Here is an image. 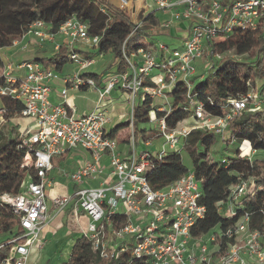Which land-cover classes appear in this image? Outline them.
<instances>
[{
  "label": "built area",
  "instance_id": "1",
  "mask_svg": "<svg viewBox=\"0 0 264 264\" xmlns=\"http://www.w3.org/2000/svg\"><path fill=\"white\" fill-rule=\"evenodd\" d=\"M121 0L118 7L139 12H169L171 18L150 26L152 36L169 30L174 22H188L186 37L178 46L158 43L148 46L146 40L126 57L128 67L123 72H106L99 83L91 78L81 77L95 65V59L81 55L75 50L79 44L90 49L97 48L99 36H90L87 25L73 15L63 22L56 31L42 20H36L27 30L11 41L6 50H28V39L38 44H53L54 55L66 56L77 67L76 72L60 76L51 66H44L36 60L19 62L4 61L0 69V101L2 97L21 101L23 106L18 116L6 119V109L0 106V131L3 125L15 119L31 121L26 127L13 123V133L18 136L17 150L24 151L20 167L24 170L21 191L17 195L5 193L0 201L7 204L17 216L23 234L4 245L9 246L8 254L0 264H26L31 250L43 246L40 238L42 229L67 208L74 221L85 219L80 237L92 244L93 252L99 257H113L127 253L129 262L141 264H264V232L251 226V215L244 213L221 232L225 239L223 246L216 241L217 235L193 237L191 228L204 217L205 207L201 199L200 183L192 170L180 176L164 188L154 190L147 181L150 166L149 152L136 153V140L132 126V113L137 93L140 101L146 98L153 105L155 97L166 100V93L176 85L186 87L189 96L192 78L196 76V62L210 58V44L224 41L234 33L264 30V0H236L225 3L222 0ZM129 3V5H127ZM152 9V10H151ZM146 13L138 22H133L134 31L145 26ZM57 37L64 41L56 42ZM3 50V49H1ZM217 53L216 59L223 58ZM101 58L102 54H98ZM202 75H200V78ZM60 80L62 88L58 96L61 101L54 103L51 98L52 84ZM97 93L96 107L83 115H75V109L68 105L69 90L81 88ZM112 92L127 94L126 104L130 111L126 118L111 116ZM166 105L167 102L165 101ZM264 107V93L249 91L244 95L228 97L224 117L207 113L203 105L189 97L191 125L182 120L174 127L166 123L165 115L170 106L157 107L148 113V124H157L158 131H151V138L143 140L146 146L151 140L163 139L161 149L154 155L158 159L167 152L179 153L191 132L200 130L223 133L228 121L243 112H255ZM156 112L163 113L157 117ZM129 120L131 154L125 158L118 151L115 136L116 127ZM119 129L118 132H120ZM142 140V139H141ZM248 144L250 152L242 155V147ZM79 146L87 154L73 172L55 171L53 159ZM166 147L168 151L166 150ZM238 154L250 159L251 146L243 141ZM62 181L73 187L71 194L51 195ZM95 184V185H94ZM248 190V183L240 181L231 186L219 211L227 219L236 217L235 207ZM50 209V210H49ZM3 246V245H1ZM0 246V247H1Z\"/></svg>",
  "mask_w": 264,
  "mask_h": 264
},
{
  "label": "trees",
  "instance_id": "2",
  "mask_svg": "<svg viewBox=\"0 0 264 264\" xmlns=\"http://www.w3.org/2000/svg\"><path fill=\"white\" fill-rule=\"evenodd\" d=\"M130 1V0H126ZM139 1V0H138ZM138 1H136V6ZM226 1V0H222ZM226 3V2H225ZM129 5V3H127ZM75 15L79 21L87 25L90 36H99L100 41L95 53H86L88 58L96 54L110 53L117 63L115 72H123L128 64L123 58L141 46L146 40L152 39L150 26L157 27L159 18L156 11H151L144 19L145 26L134 31V23L118 6L106 0H0V50L10 46L11 41L25 32L30 24L42 20L54 32L69 17ZM235 48H243L248 54L247 61H238L223 57L216 59L217 53H224ZM212 65L192 78V88L189 96L182 84L167 95L171 97L170 110L165 115L169 127L189 117V97L203 105L204 110L214 116L224 117L227 111L228 97L244 95L249 91L258 95L264 93V30L256 32H238L224 41L210 44ZM44 66L61 70L68 60L66 56L39 57L35 59ZM0 57V69L3 66ZM104 72V71H103ZM108 72V71H107ZM114 72V71H113ZM102 73L101 75H104ZM101 75L85 72L81 77L91 78L98 84ZM200 75L202 77L200 78ZM257 82H262L259 88ZM85 90V87L81 88ZM2 105L7 110L6 119L18 116L22 102L7 97L1 98ZM151 100L146 98L138 106L133 107L132 126L134 138L142 140L151 138V131H138L140 124L148 121L151 110ZM157 117L163 113L156 112ZM129 120L119 124L112 136L123 127H128ZM226 132L227 142L236 141L239 145L247 141L252 154L264 151V107L255 112H243L239 117L228 121ZM216 133L196 130L186 138L185 150L192 162L191 169L183 166L177 152H167L158 159L150 154L147 181L152 189L158 190L177 180L180 176L192 170L200 183L201 199L199 203L205 207L204 217L191 228L193 237L206 236L209 233L217 235L216 241L225 246L226 241L221 232L230 227L236 218L244 213L251 215V226L264 232V160L258 158H242L236 156L221 159L216 162L207 158L208 150L216 142ZM18 136L7 137L0 131V196L8 193H20L24 170L20 167L24 151L17 150ZM242 155L250 148L248 144ZM242 149V148H241ZM251 154V155H252ZM251 157V156H250ZM57 161L53 159L54 167ZM240 181L248 183V190L235 207L236 217L225 218L219 211L220 203L225 201L231 186ZM23 230L17 216L9 205L0 201V260L8 254L9 246L4 245L13 238L20 237ZM65 264H141L138 261L129 262L128 254L101 258L92 250V244L84 237H78L73 243L68 261Z\"/></svg>",
  "mask_w": 264,
  "mask_h": 264
},
{
  "label": "rangeland",
  "instance_id": "3",
  "mask_svg": "<svg viewBox=\"0 0 264 264\" xmlns=\"http://www.w3.org/2000/svg\"><path fill=\"white\" fill-rule=\"evenodd\" d=\"M115 2L118 0H114ZM236 0H226L225 2L227 3H231L234 2ZM146 6H149L151 3L150 0H146L144 3ZM118 6V5H117ZM150 10V8H147L144 11H140L138 9H135L134 13L132 10L130 9H124L123 12H125L129 18L131 19L132 22H138L139 20H141L142 17H144V15L146 14V12H148ZM152 10V9H151ZM158 17L160 18V20L162 19H166L165 15H163L160 11H156ZM158 40V42H161L163 44L168 45V50H171L174 46V41H171L169 39L164 38L163 36H158L156 38ZM51 47L47 46L46 49H50ZM52 50V48H51ZM51 50L50 52H46L45 56L46 57H50L51 55ZM75 50H78L75 47ZM9 51L11 50H2L0 51V57L5 60V53L7 54ZM79 52H81V55H83L84 53H87V50H79ZM93 53L96 52V50H92ZM89 53V52H88ZM98 54L92 56L91 58L95 59V65L91 68L88 69V71L97 74V75H101L102 70H108L107 68H109V65H111V61L116 62V59H114L112 57V55L110 53H103L102 57H97ZM223 57H227V58H233L235 60L238 61H247L248 60V54L246 52L245 49L243 48H235L230 50L229 53H225L223 54ZM216 61V58H214ZM102 63H101V62ZM212 62L210 58H203L201 60H199L198 62H196V66H197V73L196 75H199L200 73H202L201 71H205L207 69H209L212 65ZM54 69V68H53ZM55 70V69H54ZM77 67L75 64H71V62H69L68 60L66 61V63L63 65L61 70H55L60 76L66 75V74H72L74 72H76ZM257 86L260 88L262 86V82H257L256 83ZM166 94L167 91H165ZM69 94L70 91L68 92V97H70ZM86 99H77V101H74V103L79 106V108H82V106L86 105V106H91V108H95L97 105V93L91 89H89V91H87L85 93ZM111 99L112 102V112H111V116H113L114 119H117V117H123L126 118L128 116V113L130 111V107L126 104V100H127V94H125V96H121L120 97V93H116V92H112L111 94ZM165 101L167 102V105L165 103ZM171 97L169 95H166V100H164L163 98H158L155 97L153 99V105H152V110H155L157 107H161L164 106L165 108L169 107L171 104ZM140 93L136 94L135 97V101H134V106H138L140 103ZM0 106H1V101H0ZM124 121V120H123ZM16 123L19 124V126L21 128L26 127L28 124L31 123L30 120L28 119H15L13 122H7V125H3L4 128V135L5 136H10L13 131H14V127H12V124ZM184 125H191V119L188 117L187 119H185L184 121ZM145 131V130H155L158 131V126L157 124H140L138 126V131ZM130 137H131V133L130 130L127 127H123L121 129L120 132H118L115 135V141L117 143V148L118 151L122 154L123 157L127 158L130 156L131 154V148L130 145H128L130 143ZM227 138H228V132L224 131L223 133L217 134L216 136V142L213 146H211L208 150V154H207V158L209 161L212 162H216L219 161L221 159H227V158H232L236 156V152L238 150V146L239 144L236 141H233L232 143L227 142ZM136 153L139 154L140 152L146 151L151 153L152 155H155L160 149H161V145L163 143V139L159 138V139H155V140H151V145L150 146H146L143 143V140H141L142 138L139 136L138 138H136ZM247 145H244L242 147V151H245V147ZM166 150L168 151L167 147ZM85 151L79 147L76 146L72 149H70L68 156L65 160L62 161H57L56 167H55V171H62L63 173H71L73 172L74 167L76 166V163L79 162L78 160H81V158H83V155H85ZM179 155L181 157V161L182 164L185 168L187 169H191L192 167V162L191 159L189 158L188 153L185 150H181L179 152ZM252 159L254 158H258V159H263L264 160V151H258L256 153H253L251 155ZM61 185H57L54 189H52L51 191V195H62L65 189V186H63L62 181L59 183ZM95 185V184H94ZM70 186V185H69ZM70 193V192H69ZM64 217V213H61L58 215V217H56L53 222L50 223L51 226L55 227L57 224V221ZM64 219V218H63ZM69 226L68 228H75L73 226H75L72 224V222H68ZM84 224V223H83ZM61 229V230H60ZM58 230H55L52 234V236L45 238V241L42 239L41 236V240L43 242V246H41L40 249H38L37 247H34L29 255L28 261L26 264H65L68 261L69 258V254H70V250H71V242L73 240V235L70 237L71 242L68 243V245L65 244H61L59 246H53V240H55L56 238H58L59 233H61L62 228H60ZM1 242V239H0Z\"/></svg>",
  "mask_w": 264,
  "mask_h": 264
},
{
  "label": "crops",
  "instance_id": "4",
  "mask_svg": "<svg viewBox=\"0 0 264 264\" xmlns=\"http://www.w3.org/2000/svg\"><path fill=\"white\" fill-rule=\"evenodd\" d=\"M106 1H108L109 3L114 4V5L117 6V5H119V3H120L121 0H118L116 2L114 0H106ZM148 12H150V10ZM148 12H146V13H148ZM161 13L163 15H165V18L166 19L160 20V18L158 17L160 23L166 22V21H168L171 18L169 12H161ZM160 23H159V25H160ZM188 25H189L188 22L187 21H184V20H181V21H178V22H174L172 24V26L169 28V30L161 31L157 35L152 36V39H149L148 42L154 48V47L157 46L158 43H161V42H158V40L156 38L158 36H163L164 38L169 39L171 41V43H172V41H174V45H173L174 47L175 46H178V45H180L182 43V41L186 37L187 30H188ZM55 41L56 42H62V41H64V39L62 37H57L55 39ZM28 44H29L28 45V50H26V51L11 50L7 54L5 53V56L6 57H5V60L2 59L3 62L4 61H7V62L8 61L19 62V61H23V60H35L36 58H39V57H46L45 56V53L47 51L50 52L51 48H52V50H51L50 57L51 56H54V50H53V44L52 43H46L45 45H41V44H38L35 39L29 38L28 39ZM164 45H166V44H164ZM47 46L48 47L50 46L51 48L48 50V49H46ZM166 46H168V45H166ZM75 47L78 50H80V49L81 50H83V49L84 50H87V53L90 52V51H92V49H90L88 47H84V46L79 45V44H76ZM3 50H6V49H3ZM0 51H2V50H0ZM97 57H99V56H97ZM116 63H117V61L116 62H114V61L112 62L111 61V65H109V68H107V69H109V72L110 71L111 72L115 71V65H116ZM107 71L108 70L103 69L102 70V73H106ZM61 88H62V82L60 80H57V81H55L52 84L51 98H52V101L54 103H57V102L61 101L60 97L58 96L59 90ZM69 91L72 94H69L70 97H67V103H68V105H70L71 107H73L75 109V115L80 116V115H83V114L88 113V112H90V111L93 110V108H91V106H89V105L88 106L84 105V106H82V108H79V106H77L74 103V101H77V99H83V100H85L86 99L85 93L87 91H89V89H85V90H82V91H75V90H69ZM69 151H66L64 154H62L59 157H55L54 159L55 160L57 159V160H60V161L65 160L67 158V156H68ZM86 159H88V154L87 153H85V155H83V158H81V160H78L79 162L76 163V166L74 167L73 171L80 164H82L84 162V160H86ZM53 166H54V164H53ZM59 185H61V184H59ZM69 185L70 184H66L65 182H63V186H65V189H64L65 192H63V194H71L73 192L72 185H70V186ZM58 215L55 216L53 219H51L47 223V225H45V227L42 229V231L40 233V238L42 236V239L45 241V238L52 236V234H53V232L55 230H58V229L62 228V231H61V233H59L58 238H56L55 240H53V243H52L53 246L56 247V246H59L61 244L68 245V243L71 242L70 237L72 235H73V237L75 236L73 238L72 242H71V245H73V243L75 242V240L78 237H80L81 228L86 224V220L82 218V219H79L78 221H74L72 219V217L70 216V214H69V209L67 208V210L64 212V217L60 218L57 221V224H56L55 227L51 226L50 223L53 222V220L56 217H58ZM69 221L72 222V224H70V225H72V226H73V224L75 225V226H73L75 228H71V229L68 228V226H69V223L68 222Z\"/></svg>",
  "mask_w": 264,
  "mask_h": 264
},
{
  "label": "bare ground",
  "instance_id": "5",
  "mask_svg": "<svg viewBox=\"0 0 264 264\" xmlns=\"http://www.w3.org/2000/svg\"><path fill=\"white\" fill-rule=\"evenodd\" d=\"M140 4H141V1L139 0L136 7H139ZM249 152H250V149L246 151V156L249 154Z\"/></svg>",
  "mask_w": 264,
  "mask_h": 264
}]
</instances>
